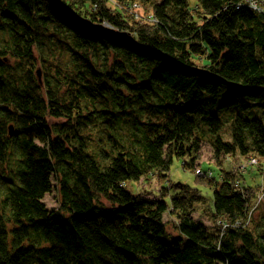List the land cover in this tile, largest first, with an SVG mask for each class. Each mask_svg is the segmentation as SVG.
<instances>
[{
  "label": "trees",
  "instance_id": "16d2710c",
  "mask_svg": "<svg viewBox=\"0 0 264 264\" xmlns=\"http://www.w3.org/2000/svg\"><path fill=\"white\" fill-rule=\"evenodd\" d=\"M59 1L135 44L54 0H0V264H264V212L248 218L254 188L223 165L264 159V14L244 0ZM204 141L208 182L127 188L167 182L174 160L193 171ZM200 188L212 228L194 218Z\"/></svg>",
  "mask_w": 264,
  "mask_h": 264
},
{
  "label": "rangeland",
  "instance_id": "374dc122",
  "mask_svg": "<svg viewBox=\"0 0 264 264\" xmlns=\"http://www.w3.org/2000/svg\"><path fill=\"white\" fill-rule=\"evenodd\" d=\"M247 3L249 4V2ZM241 5H244V4L241 3ZM39 79L41 80V74H40ZM222 119L224 120V117ZM222 135H223L224 140H229V134L227 130H224ZM201 151H202V157L200 161L202 164H199L196 166V167H201L199 168L201 169V174L198 177L195 176L194 171H189V170H187V172L184 171L181 167V161L174 160L170 168L169 174H168L167 182L162 181V179H160L158 175L151 174L150 176L148 177L146 176L144 179H141L138 183H135V184L128 183L127 188L132 194L135 195L136 198L138 197L152 198L153 195L154 196L159 195V192L162 186L169 187L170 185H173V184H181V185H187L189 187L193 186L192 188H194L195 186L194 177H196V179L198 178V180L201 179L203 182H208L209 179L211 178L210 173L208 172L214 173V170H212L207 165L209 164V162L213 163V161L211 160L212 158L211 147L208 144V142H205V141L203 142V147ZM246 161L247 160H242V158L239 155H236L234 158H231V161H229V163H233V164H236L238 167H241ZM258 164H257L258 168L256 169L255 168L252 169V167L247 164V167H243L242 170L241 169L239 170V173L242 174L240 175L242 182L254 188L252 191L253 193L254 192L255 193H254L250 208L254 205L255 203L254 199L257 196V194L260 191L262 192H260L259 194L264 193V185L261 183V181H264L263 179L264 178V165L262 164L263 167H261V164L259 162ZM202 168H208L210 171H208L207 173H204ZM234 171L237 172L238 170H233V172ZM200 189H203V188H200ZM201 191L202 193H204L203 195L206 197V203L197 204L195 206L194 218L196 220H200L201 222H203L208 228H212L213 223L210 219H208L209 217L207 215L209 213L207 209L210 204V198H209L210 193L204 189ZM58 201L59 200H58L57 193L55 192V190H52L51 193L47 194L44 197V199L42 200V203L44 204L46 209H56L58 207ZM263 212H264V202H261L259 205L256 206L255 210H253L252 212L254 222H256L260 218V216L263 215L262 214ZM163 220L167 224V229L170 235L175 236L176 233L173 230L175 219L171 217L169 214H165L163 217ZM167 240L171 241L170 238L168 237H167Z\"/></svg>",
  "mask_w": 264,
  "mask_h": 264
},
{
  "label": "bare ground",
  "instance_id": "6f19581e",
  "mask_svg": "<svg viewBox=\"0 0 264 264\" xmlns=\"http://www.w3.org/2000/svg\"><path fill=\"white\" fill-rule=\"evenodd\" d=\"M249 1V4H250V6L252 7V8H250V10H252V11H254V12H258V13H263L264 14V0H248ZM243 3V2H242ZM130 10H131V13L134 15V18H136L139 22H142V20L145 18V17H142L143 15H141L140 13H139V10H140V5L139 4H133L132 6H130V8H129ZM148 19H151V16L150 17H147ZM103 25H105V26H108V25H106V24H104L103 23ZM109 27V26H108ZM112 28V27H111ZM263 46H264V44H263ZM201 157H202V151H201V156H200V158H199V160L196 162V164L194 165V173H195V176H199L200 174H201V169H199V168H201V167H196L197 165H199V164H202L201 163ZM255 157V158H254ZM254 158V165H252V159ZM242 160H247L241 167H238L236 164H233V163H229V161L227 160V158H224L223 159V165H225V164H229L231 167L230 168H232L233 170H242V168L244 167V166H247V164L248 165H250L251 167H252V169L253 168H258V162L261 164V167H263L262 166V164L264 165V159H260L259 157H257V156H249V157H246V158H242ZM200 161V162H199ZM258 164V165H257ZM208 165V167H210V168H212L213 170H216V169H218L216 166H215V164H213L212 162H209V164H207ZM181 167H182V163H181ZM196 170V171H195ZM185 171V170H184ZM187 172V171H186ZM208 173H210V172H208ZM213 172L212 173H210V177L212 178L213 177ZM194 176V175H193ZM195 178V180H198V178L196 179V177H194ZM210 178V179H211ZM209 179V180H210ZM264 179V178H263ZM261 183L264 185V181H261ZM193 187V186H192ZM195 187V186H194ZM260 192H262V191H260ZM259 192V193H260ZM257 194V196L255 197V203H254V205L250 208V210H249V216H248V218L249 217H251V215H252V212H253V210H255V208H256V206L257 205H259L261 202H264V193H261V194ZM164 217V216H163ZM163 222H164V220H163ZM203 223V222H202ZM204 224V223H203ZM237 224H239V223H237ZM174 225L176 226L177 225V221L175 220V223H174ZM205 225V224H204ZM216 226H217V228H219L220 229V231L221 232H223L224 230H228V229H231V228H228V227H231V225H230V223L229 222H227L226 220H223V219H217L216 220V224H215ZM207 227V226H206Z\"/></svg>",
  "mask_w": 264,
  "mask_h": 264
},
{
  "label": "water",
  "instance_id": "95a60500",
  "mask_svg": "<svg viewBox=\"0 0 264 264\" xmlns=\"http://www.w3.org/2000/svg\"><path fill=\"white\" fill-rule=\"evenodd\" d=\"M57 4L58 7L61 9L63 13H65L67 16L70 18L74 19V21L78 24H80L85 30L90 31L96 35L99 36H105L109 39H114V40H120L124 41L129 44H135L134 39L130 36V34L125 33V32H119L111 27L105 26L103 24H94L91 22L89 19H85L83 17H79L75 15L73 12H71L69 9H67L62 3H60L59 0H54ZM264 49V46H263ZM36 75L38 77L39 83L40 82V72L37 71ZM13 133V129L10 126L9 127V135L11 136Z\"/></svg>",
  "mask_w": 264,
  "mask_h": 264
},
{
  "label": "built area",
  "instance_id": "2783aa9c",
  "mask_svg": "<svg viewBox=\"0 0 264 264\" xmlns=\"http://www.w3.org/2000/svg\"><path fill=\"white\" fill-rule=\"evenodd\" d=\"M245 2V3H244ZM247 2H249L248 0H244L243 1V4L244 5H247L249 8H252L251 6H250V4H248ZM252 165H254V158L252 159ZM244 167H247V166H244Z\"/></svg>",
  "mask_w": 264,
  "mask_h": 264
}]
</instances>
